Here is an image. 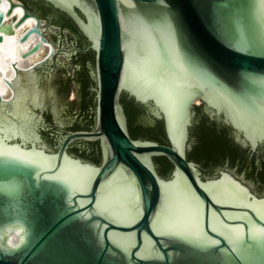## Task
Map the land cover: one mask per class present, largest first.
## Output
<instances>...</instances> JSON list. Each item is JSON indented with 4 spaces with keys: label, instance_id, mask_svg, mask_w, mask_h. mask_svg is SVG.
I'll return each mask as SVG.
<instances>
[{
    "label": "water",
    "instance_id": "obj_1",
    "mask_svg": "<svg viewBox=\"0 0 264 264\" xmlns=\"http://www.w3.org/2000/svg\"><path fill=\"white\" fill-rule=\"evenodd\" d=\"M0 56V264H264V0H0Z\"/></svg>",
    "mask_w": 264,
    "mask_h": 264
},
{
    "label": "clouds",
    "instance_id": "obj_2",
    "mask_svg": "<svg viewBox=\"0 0 264 264\" xmlns=\"http://www.w3.org/2000/svg\"><path fill=\"white\" fill-rule=\"evenodd\" d=\"M7 240L6 244L10 248L18 247L25 242L26 239V228L25 226H15L7 229Z\"/></svg>",
    "mask_w": 264,
    "mask_h": 264
},
{
    "label": "snow or ice",
    "instance_id": "obj_3",
    "mask_svg": "<svg viewBox=\"0 0 264 264\" xmlns=\"http://www.w3.org/2000/svg\"><path fill=\"white\" fill-rule=\"evenodd\" d=\"M0 154H5V153H0ZM198 199L199 198L197 197V200ZM217 202H219V201H217ZM201 203H202V201H201ZM239 206L251 207L252 205L249 203L247 205H239ZM260 206H261V209H262V218H264V201L260 202ZM186 215L187 214H185L183 212L177 213V216L170 222V224H166L165 227L166 228H169V227H178V228L186 227V225L182 223L186 219ZM177 221H180L181 223H177ZM161 234H168V233L164 232V233H161ZM260 234L264 235V229L260 230ZM141 258H145L146 259L147 257H141Z\"/></svg>",
    "mask_w": 264,
    "mask_h": 264
},
{
    "label": "rangeland",
    "instance_id": "obj_4",
    "mask_svg": "<svg viewBox=\"0 0 264 264\" xmlns=\"http://www.w3.org/2000/svg\"><path fill=\"white\" fill-rule=\"evenodd\" d=\"M0 61H1V63H2V68L4 67V65H5V63H4V61H3V59H2V57L0 56Z\"/></svg>",
    "mask_w": 264,
    "mask_h": 264
},
{
    "label": "bare ground",
    "instance_id": "obj_5",
    "mask_svg": "<svg viewBox=\"0 0 264 264\" xmlns=\"http://www.w3.org/2000/svg\"><path fill=\"white\" fill-rule=\"evenodd\" d=\"M1 69H2V63H1V61H0V71H1Z\"/></svg>",
    "mask_w": 264,
    "mask_h": 264
}]
</instances>
